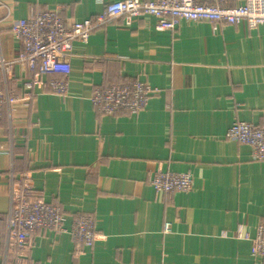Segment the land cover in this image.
I'll use <instances>...</instances> for the list:
<instances>
[{"label":"crops","instance_id":"crops-1","mask_svg":"<svg viewBox=\"0 0 264 264\" xmlns=\"http://www.w3.org/2000/svg\"><path fill=\"white\" fill-rule=\"evenodd\" d=\"M117 1L0 0V61L18 56L11 25L34 11L60 10L72 25ZM72 54L66 97L41 84L29 106L5 108L0 264H264L251 241L234 237L243 225L253 238L264 219V161L226 139L237 121L264 126V26L184 21L172 32L156 30L153 17L119 19ZM31 79L16 66L9 88L23 96ZM137 79L156 91L143 112L97 113L96 88ZM157 171L190 173L193 190L157 193ZM21 176L36 198L62 207L67 230L77 214L92 215L93 247L77 252L68 232L41 231L22 261L11 252V193Z\"/></svg>","mask_w":264,"mask_h":264},{"label":"built area","instance_id":"built-area-1","mask_svg":"<svg viewBox=\"0 0 264 264\" xmlns=\"http://www.w3.org/2000/svg\"><path fill=\"white\" fill-rule=\"evenodd\" d=\"M234 3V6H230L229 0L109 2L104 3L102 13L96 17L72 25H68L60 10L34 11L28 18L11 25V33L21 48L18 56L14 61H0V81L3 79L0 83V123L5 108L12 110L19 105H30L34 96L32 90L36 85L44 84L49 93L66 97L73 45L76 42L87 43L94 31L119 19H124L129 26L133 19L146 16L155 19V29L158 31H177L184 21L208 22L214 27L241 23H246L250 29L264 26V0H234ZM14 66L25 75L32 76L25 86L28 93L23 96L13 93L9 88L8 76L14 72ZM48 76L54 77L43 79ZM155 92L149 84L137 79L96 88L92 102L100 116H115L122 112L136 116L147 108ZM226 139L249 146L252 159L256 162L264 161V126L237 121L227 131ZM150 183L157 193L165 195L190 192L194 185L190 173L160 171L154 173ZM33 191L25 176L13 179L8 216V244L11 252L17 250L22 261L41 231H52L55 234L68 232L77 252L93 247L97 232L92 215L77 214L70 230H67L62 207L34 197ZM170 231L171 223L167 222L164 233ZM234 237L251 241L253 256L264 257V219L259 221L253 238L243 225L236 229Z\"/></svg>","mask_w":264,"mask_h":264},{"label":"trees","instance_id":"trees-1","mask_svg":"<svg viewBox=\"0 0 264 264\" xmlns=\"http://www.w3.org/2000/svg\"><path fill=\"white\" fill-rule=\"evenodd\" d=\"M229 2H230V6H234L235 5L234 0H229ZM33 195H34V191H33ZM34 197H36V196L34 195Z\"/></svg>","mask_w":264,"mask_h":264}]
</instances>
